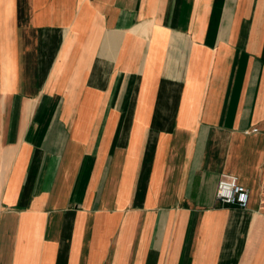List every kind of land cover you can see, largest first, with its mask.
<instances>
[{"label":"crops","instance_id":"obj_1","mask_svg":"<svg viewBox=\"0 0 264 264\" xmlns=\"http://www.w3.org/2000/svg\"><path fill=\"white\" fill-rule=\"evenodd\" d=\"M0 264H264V0H0Z\"/></svg>","mask_w":264,"mask_h":264},{"label":"built area","instance_id":"obj_2","mask_svg":"<svg viewBox=\"0 0 264 264\" xmlns=\"http://www.w3.org/2000/svg\"><path fill=\"white\" fill-rule=\"evenodd\" d=\"M252 130L257 131L258 129ZM216 198L223 204L246 208L249 203L250 191L238 180L237 176L224 172L218 182Z\"/></svg>","mask_w":264,"mask_h":264}]
</instances>
